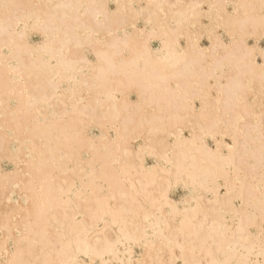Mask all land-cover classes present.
<instances>
[{"label": "bare ground", "instance_id": "bare-ground-1", "mask_svg": "<svg viewBox=\"0 0 264 264\" xmlns=\"http://www.w3.org/2000/svg\"><path fill=\"white\" fill-rule=\"evenodd\" d=\"M262 38L264 0H0V264H264Z\"/></svg>", "mask_w": 264, "mask_h": 264}, {"label": "rangeland", "instance_id": "rangeland-1", "mask_svg": "<svg viewBox=\"0 0 264 264\" xmlns=\"http://www.w3.org/2000/svg\"><path fill=\"white\" fill-rule=\"evenodd\" d=\"M230 7H228V10L229 11H231V8L229 9ZM110 9L113 11L114 9H115V5H114V3H110ZM139 27L140 28H143V25L142 24H140L139 25ZM219 33H220V35H222L223 36V38H224V40L226 41V42H228V38L223 34V32H221V31H219ZM40 34H38V33H32L31 34V39H32V41L33 42H35V43H37V42H40V40H41V38H40ZM202 40V43L200 42V44H201V46H204V47H207V46H209V42H208V40L206 39V38H202L201 39ZM208 42V43H207ZM254 41H253V39H249L248 40V44L250 45V46H253L254 45ZM154 45V46H153ZM257 45H259V48L261 49V50H264V38H262L258 43H257ZM159 46V43L158 42H156V41H154L153 43H152V47L154 48V49H156L157 47ZM89 59H90V61H92V62H94L95 61V58L93 57V55L92 54H89ZM258 60V62L260 63L261 62V59L260 58H257ZM136 98V96L134 95V94H132L131 95V99H132V101L134 100ZM197 107L199 106V103H196L195 104ZM92 129H93V131H92ZM91 130V131H90ZM89 130V133H90V135L92 136V137H97V136H99L100 135V131H99V129L98 128H91ZM185 135H186V137H188V134H187V132H185ZM110 136L111 137H114V132L112 133V131L110 132ZM227 143H230L231 141H230V139L229 138H226V140H225ZM140 142L141 141H132L131 142V144H132V146L135 148V147H138V145L140 144ZM207 143H208V145L211 147V148H214V143L211 141V140H208L207 141ZM137 144V145H136ZM154 159L152 158V157H147L146 158V165L148 166V167H154L155 166V160L153 161ZM1 168H2V170L4 171V172H9V171H11L12 170V166H11V163L10 162H8V161H3L2 163H1ZM6 170V171H5ZM76 187L77 188H80V185H79V183H76ZM179 187V188H178ZM190 195V192H189V190L188 189H186L185 187H183L182 185H178L177 187H175L174 189H172L171 190V193H170V196L171 197H173L172 199L177 203V204H181V202L186 198V197H188ZM15 200H17L16 198H15ZM140 252V250L139 249H135L134 250V253L135 254H133V256L135 257V258H137L138 256H139V253Z\"/></svg>", "mask_w": 264, "mask_h": 264}]
</instances>
